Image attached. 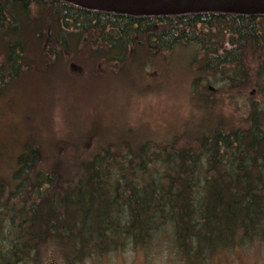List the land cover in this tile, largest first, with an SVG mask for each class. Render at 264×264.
I'll return each instance as SVG.
<instances>
[{
    "label": "trees",
    "instance_id": "16d2710c",
    "mask_svg": "<svg viewBox=\"0 0 264 264\" xmlns=\"http://www.w3.org/2000/svg\"><path fill=\"white\" fill-rule=\"evenodd\" d=\"M179 46L196 47L201 69L237 88L249 78L245 57L264 60V15L132 16L63 0H0V262L51 253L65 261L99 259L158 237L206 257L264 242L261 104L235 125L213 120L205 98L212 123L205 130L167 141L126 137L85 155L79 149L73 160L54 152L61 141L50 146L41 136V99L31 101L30 93L60 78L66 88L75 84L72 65L123 70L143 60L151 70ZM263 75L260 64L258 80Z\"/></svg>",
    "mask_w": 264,
    "mask_h": 264
},
{
    "label": "rangeland",
    "instance_id": "374dc122",
    "mask_svg": "<svg viewBox=\"0 0 264 264\" xmlns=\"http://www.w3.org/2000/svg\"><path fill=\"white\" fill-rule=\"evenodd\" d=\"M259 56L250 53L245 57L249 78L237 88L226 85L219 73L201 69L202 54L194 46H179L171 54L164 53L150 65L151 70L147 65L141 67L143 60L127 63L123 70H119L121 65L118 70H114L115 65L104 70L101 63L96 71L89 72L72 65L69 72L78 80L73 86L70 83L66 88L65 79L60 78L47 91L30 93L31 101L41 99L39 111L44 118L38 122L36 115L30 114V121L40 124L41 136L50 146L61 141L62 147L54 152L70 160L79 149L85 155L93 147L100 149L126 137L135 142L167 141L186 132L205 130L212 124L207 119L208 110L203 108L205 98L214 108L213 120L222 116L229 124H244L253 103L264 106V81L257 78L264 60ZM195 90L203 92V97H197ZM85 135L92 138L85 140ZM183 141L180 138L177 144ZM151 245L160 246L155 249L159 261L168 258V247L174 244L169 237H158ZM228 250L215 261L223 263L232 255L243 264H264L262 241ZM112 256L116 264H144L147 247L129 248L119 257Z\"/></svg>",
    "mask_w": 264,
    "mask_h": 264
},
{
    "label": "water",
    "instance_id": "95a60500",
    "mask_svg": "<svg viewBox=\"0 0 264 264\" xmlns=\"http://www.w3.org/2000/svg\"><path fill=\"white\" fill-rule=\"evenodd\" d=\"M75 6L132 16L191 13L264 15V0H63Z\"/></svg>",
    "mask_w": 264,
    "mask_h": 264
},
{
    "label": "flooded vegetation",
    "instance_id": "af4514ba",
    "mask_svg": "<svg viewBox=\"0 0 264 264\" xmlns=\"http://www.w3.org/2000/svg\"><path fill=\"white\" fill-rule=\"evenodd\" d=\"M160 248V246L157 245H149L147 246V257L145 258L144 264H243L242 261L237 260V257H233L232 255H229L227 259L223 261H215L216 258L220 256V253L229 251L228 249L219 250L214 254L206 256H200L197 254V252H193L192 254H184L183 251L187 249L188 247H183L179 245H172L168 248L169 254H168V260H159L155 255V249ZM193 249H197V247H191ZM237 248V247H235ZM231 251V250H230ZM229 251V252H230ZM146 252V250H145ZM154 253V254H153ZM122 254V252H117L114 254L104 255L101 258H89L84 261H65L61 258L59 254L51 253L47 257L42 258L41 260L37 255H34V257L31 260L27 261H16L14 263L11 262H0V264H116L114 260H112V255H117L118 257ZM203 259H200V258ZM93 259V260H91ZM111 259V260H110ZM103 260V261H100ZM125 264H133L131 262H125Z\"/></svg>",
    "mask_w": 264,
    "mask_h": 264
}]
</instances>
